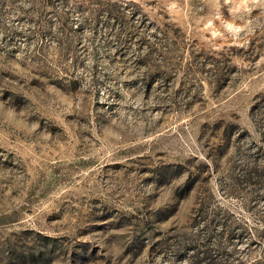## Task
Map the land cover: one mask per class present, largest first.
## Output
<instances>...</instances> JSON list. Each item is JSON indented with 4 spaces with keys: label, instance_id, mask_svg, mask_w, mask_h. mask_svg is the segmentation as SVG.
I'll return each mask as SVG.
<instances>
[{
    "label": "rangeland",
    "instance_id": "rangeland-1",
    "mask_svg": "<svg viewBox=\"0 0 264 264\" xmlns=\"http://www.w3.org/2000/svg\"><path fill=\"white\" fill-rule=\"evenodd\" d=\"M0 264H264V0H0Z\"/></svg>",
    "mask_w": 264,
    "mask_h": 264
}]
</instances>
